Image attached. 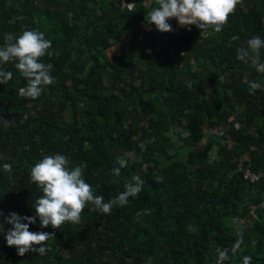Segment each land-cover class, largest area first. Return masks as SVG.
Returning <instances> with one entry per match:
<instances>
[{"label":"trees","instance_id":"16d2710c","mask_svg":"<svg viewBox=\"0 0 264 264\" xmlns=\"http://www.w3.org/2000/svg\"><path fill=\"white\" fill-rule=\"evenodd\" d=\"M156 6L0 0V47L7 33L43 32L52 46L42 62L55 79L30 100L19 94L26 81L14 62L3 65L13 77L0 84L8 122L0 123V264H215L219 251H227L225 264H264V75L237 59L247 40L264 39V0H240L220 33L146 30ZM249 81L261 89L250 94ZM127 153L135 159L121 167ZM52 154L81 166L105 202L134 176L142 191L111 214L89 205L81 223L57 231L37 220L30 231L54 234L47 254L21 257L7 246L4 221L35 215L42 191L30 170ZM239 169L262 178L251 184Z\"/></svg>","mask_w":264,"mask_h":264},{"label":"clouds","instance_id":"9594fccd","mask_svg":"<svg viewBox=\"0 0 264 264\" xmlns=\"http://www.w3.org/2000/svg\"><path fill=\"white\" fill-rule=\"evenodd\" d=\"M240 0H155L157 5L148 13L147 25H155L160 33H169L173 29L167 22L175 19L178 25L191 31L196 26L201 33L211 30L220 33L234 13ZM130 6L133 4H129ZM5 44L0 47V84L6 85L12 80L13 73L6 71L3 65L14 62V67L26 85L19 89V94L27 99L35 100L41 96L45 88L55 83L51 72L53 65L42 62V58L51 48V41L39 30H24L18 36L7 33ZM264 39L254 36L247 40L246 47L237 49V59L249 61L252 68L264 75V62L261 61V50ZM183 55V54H182ZM250 94L261 89L260 81H249ZM191 87V85H188ZM0 123H8L0 118ZM121 167L126 166L124 160L118 161ZM4 171L9 179L12 165L5 163ZM114 177H119L120 168L112 170ZM30 180L41 191L42 195L34 204V216L21 217L17 213H9L4 223L11 225L5 234L7 246L14 247L17 255L35 252L39 256L47 254V241L54 237L53 233L32 232L29 226L39 220L42 228L49 226L58 230L66 223H81L82 212L92 205L102 215L111 214L113 208L124 207L130 198H135L142 191L143 180L139 176L125 186V190L116 197L105 202L102 196L96 195L92 186L84 179L81 166L69 167V158L63 154L44 155L42 160L30 170ZM0 215H3L0 212ZM140 215V213H137ZM228 258L227 251H219L217 264ZM250 257L244 258V264H250Z\"/></svg>","mask_w":264,"mask_h":264},{"label":"rangeland","instance_id":"374dc122","mask_svg":"<svg viewBox=\"0 0 264 264\" xmlns=\"http://www.w3.org/2000/svg\"><path fill=\"white\" fill-rule=\"evenodd\" d=\"M168 22V21H167ZM170 25H171V27H172V29H173V31L175 30V28H182L181 26H179L178 25V22L174 19H171L170 20V22H168ZM154 25H152V26H146L145 28H146V30H150V29H152V27H153ZM119 42L120 43H123V42H125V36L124 35H120V37H119ZM79 44H77L76 46H78ZM118 46H120L119 44H118ZM117 47V46H116ZM80 49H81V46H80ZM150 51V50H149ZM148 51V52H149ZM116 53L117 52V49H115V48H113V49H111V51H110V53ZM153 59L155 60V61H159L158 60V58L155 56V55H153ZM232 120V119H231ZM214 134L215 135H221L222 134V129L221 128H216L215 129V131H214ZM223 142L224 143H226V142H228L227 141V139H223ZM214 154H215V151L213 150V152H212V155H211V157H212V160H214ZM126 158H128V159H130V160H132V159H135V156L133 155V154H130V153H127L126 155H125V157H124V159L123 160H125ZM134 161V160H133ZM249 225V224H248ZM0 259H1V257H0Z\"/></svg>","mask_w":264,"mask_h":264},{"label":"built area","instance_id":"2783aa9c","mask_svg":"<svg viewBox=\"0 0 264 264\" xmlns=\"http://www.w3.org/2000/svg\"><path fill=\"white\" fill-rule=\"evenodd\" d=\"M147 3H149V0H147ZM171 20V19H170ZM170 20H168V22H170ZM174 20V19H173ZM263 92H264V85H263ZM239 171L242 173L243 178L248 181L251 184L257 183L259 182V180L262 178V175H256L253 174L251 171L247 170V169H239ZM252 214V213H251ZM218 261V260H217ZM217 261L215 264H217ZM222 264H225V262L223 261Z\"/></svg>","mask_w":264,"mask_h":264}]
</instances>
